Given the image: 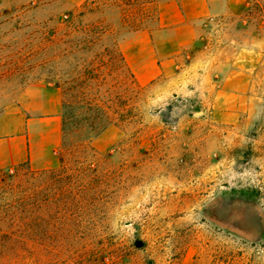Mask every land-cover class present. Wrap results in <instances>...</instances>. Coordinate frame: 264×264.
<instances>
[{"label":"rangeland","instance_id":"obj_1","mask_svg":"<svg viewBox=\"0 0 264 264\" xmlns=\"http://www.w3.org/2000/svg\"><path fill=\"white\" fill-rule=\"evenodd\" d=\"M168 1L0 0V117L58 88L61 120L52 167L0 169V264H264V63L233 127L200 69L264 51V0H209L177 73L140 86L121 45Z\"/></svg>","mask_w":264,"mask_h":264},{"label":"crops","instance_id":"obj_2","mask_svg":"<svg viewBox=\"0 0 264 264\" xmlns=\"http://www.w3.org/2000/svg\"><path fill=\"white\" fill-rule=\"evenodd\" d=\"M220 8L221 13L238 16L243 0H223ZM216 10L209 0L159 5L154 30L140 31L121 45L136 83L145 86L161 76H174L177 56L182 48L193 44L197 24L211 18ZM166 30L172 32L165 34ZM263 58L262 49L249 46L234 50L229 58L202 63V75L213 91L208 113L217 123L233 127L243 114L250 115L256 105H261L262 98L256 90L261 86L259 68ZM60 139L59 90L46 88L34 102L12 107L0 117V169L19 163L39 169L52 167Z\"/></svg>","mask_w":264,"mask_h":264},{"label":"trees","instance_id":"obj_3","mask_svg":"<svg viewBox=\"0 0 264 264\" xmlns=\"http://www.w3.org/2000/svg\"><path fill=\"white\" fill-rule=\"evenodd\" d=\"M138 29H134L133 30V32H135V31H137ZM27 163H25L24 165H26ZM27 166V165H26ZM29 167L27 166V169H28ZM29 172H31V171H29Z\"/></svg>","mask_w":264,"mask_h":264}]
</instances>
